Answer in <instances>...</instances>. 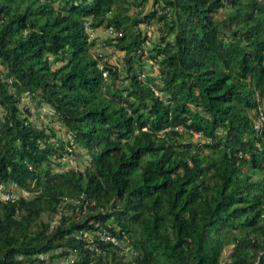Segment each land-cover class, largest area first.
Instances as JSON below:
<instances>
[{
  "label": "trees",
  "instance_id": "obj_1",
  "mask_svg": "<svg viewBox=\"0 0 264 264\" xmlns=\"http://www.w3.org/2000/svg\"><path fill=\"white\" fill-rule=\"evenodd\" d=\"M144 1L0 0V179L33 189L0 200V264H48L46 251H74L67 264H264V127L250 113L264 95V0ZM151 17L148 45L138 22ZM86 24L114 29L101 41L122 49L121 67L89 49ZM142 52L157 83L138 74ZM22 90L64 141L27 118ZM74 143L89 162L56 168ZM94 220L119 241L75 235Z\"/></svg>",
  "mask_w": 264,
  "mask_h": 264
},
{
  "label": "rangeland",
  "instance_id": "obj_2",
  "mask_svg": "<svg viewBox=\"0 0 264 264\" xmlns=\"http://www.w3.org/2000/svg\"><path fill=\"white\" fill-rule=\"evenodd\" d=\"M151 6V0H145L143 3V11L149 9ZM138 7V4L134 3H129L128 8L126 9L127 12L132 14V17H136L140 15L136 11V8ZM225 10L219 9L217 12L219 15L224 13ZM139 27L144 30L145 34L147 35L146 43L149 45L151 42L150 39H154L156 37L157 29H156V20L155 17H151L149 21H139L138 22ZM85 28L87 30L88 36L91 37L93 36L95 43L90 46V50L98 51V52H103L105 57L102 56V58H106L111 62H116L118 63V66H122V49L117 48L112 42H102L101 40L108 39L110 35L114 33V29L111 26H103L101 24L95 25L94 27H90L89 25H85ZM142 63H141V68L138 69V74L143 77L146 73H150L153 75L154 81L157 83L159 81V76L157 73V67H156V62L154 60H150L145 56V52H142L139 54ZM49 56H51L49 54ZM59 62L58 61H52L51 65H57ZM99 63V62H98ZM123 73V69H121L120 74ZM122 75V74H121ZM105 78V77H104ZM121 80L125 82V78L121 77ZM153 85V92L163 95L164 92H162L160 89H158L155 85ZM37 96H29V93L26 92V90H22L19 101H17L18 105L21 107H27L29 109V113L27 118L34 123L35 125L38 126H43L46 129L49 130L50 127L53 129V134L49 137L51 140H56V139H62L64 141L65 138L68 137L64 127L62 124L55 118L53 113H51L50 108L47 106L46 103L41 102L37 103ZM260 109L264 113V95L261 97L259 101H257ZM1 111V109H0ZM254 109L250 110V113L253 112ZM24 113V110H21V114ZM180 127V126H178ZM181 130V135L178 137L179 139H190V140H197V139H202V136L199 135V132L192 130H186V129H180ZM74 151V157L71 160H64L60 159V164L59 166H56V168H65L67 166H72V167H82L85 163L89 162V154L88 152L81 147L80 145L74 143L72 147ZM16 188L17 193L22 192L25 195H29L33 192V189L29 188H19L18 185L11 183ZM66 200V198L64 199ZM64 200H62L60 203H63ZM42 216L44 218H49V224L51 225L52 223L55 222L58 212L53 211L50 213H42ZM126 244V243H125ZM128 245V244H127ZM230 243L224 245L221 250H220V259H222L228 252ZM124 247H127L124 245ZM56 250V249H53ZM49 251L43 252L40 255L45 257V260L43 263H53V264H67L69 261H71L75 256L76 253L74 251L67 253V254H62V255H57L49 259L47 257ZM38 260H34L32 263L37 262Z\"/></svg>",
  "mask_w": 264,
  "mask_h": 264
},
{
  "label": "built area",
  "instance_id": "obj_3",
  "mask_svg": "<svg viewBox=\"0 0 264 264\" xmlns=\"http://www.w3.org/2000/svg\"><path fill=\"white\" fill-rule=\"evenodd\" d=\"M105 57V55H103ZM98 66L101 68V73L103 76L106 74V68L102 67L101 62L98 63ZM254 115L252 117V125L253 127L258 131L262 127H264V113L260 109L258 103L256 104L254 108ZM198 132V131H197ZM74 157V151L73 149L68 148L67 150H61L58 158L64 159V160H71ZM16 188L11 185L10 182L4 181L0 179V200L7 199V198H13L17 196ZM81 196V193H78V197L73 198V200H77ZM84 199L82 201V208L85 206ZM93 227L91 228H81L78 229L75 232V235L83 236V237H96L102 240H110L111 242H117L119 241L118 237L115 236L112 232H110L105 226L102 224H99L97 220L93 221Z\"/></svg>",
  "mask_w": 264,
  "mask_h": 264
}]
</instances>
